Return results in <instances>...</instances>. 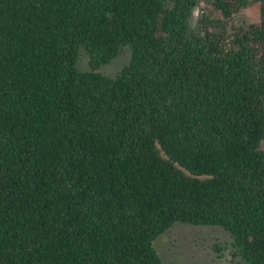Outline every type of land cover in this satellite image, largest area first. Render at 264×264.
Instances as JSON below:
<instances>
[{
  "label": "trees",
  "instance_id": "obj_1",
  "mask_svg": "<svg viewBox=\"0 0 264 264\" xmlns=\"http://www.w3.org/2000/svg\"><path fill=\"white\" fill-rule=\"evenodd\" d=\"M207 1L0 0V264H163L176 223L264 264V0Z\"/></svg>",
  "mask_w": 264,
  "mask_h": 264
},
{
  "label": "rangeland",
  "instance_id": "obj_2",
  "mask_svg": "<svg viewBox=\"0 0 264 264\" xmlns=\"http://www.w3.org/2000/svg\"><path fill=\"white\" fill-rule=\"evenodd\" d=\"M260 16V4L253 1L243 12L227 20L228 27L256 21ZM223 19L219 9L207 0H199L195 10L194 25L198 28L200 20ZM131 57V50L125 46L120 54L98 71L108 76H115ZM78 67L82 71L91 70L89 56L81 50ZM163 264H244L236 255L230 234L220 226L193 225L176 223L155 241Z\"/></svg>",
  "mask_w": 264,
  "mask_h": 264
}]
</instances>
